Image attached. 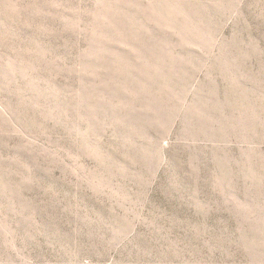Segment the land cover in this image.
<instances>
[{"label":"rangeland","instance_id":"1","mask_svg":"<svg viewBox=\"0 0 264 264\" xmlns=\"http://www.w3.org/2000/svg\"><path fill=\"white\" fill-rule=\"evenodd\" d=\"M0 264H264V0H0Z\"/></svg>","mask_w":264,"mask_h":264}]
</instances>
